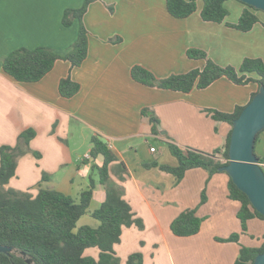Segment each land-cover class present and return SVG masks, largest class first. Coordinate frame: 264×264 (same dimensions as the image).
Wrapping results in <instances>:
<instances>
[{
    "label": "crops",
    "instance_id": "1",
    "mask_svg": "<svg viewBox=\"0 0 264 264\" xmlns=\"http://www.w3.org/2000/svg\"><path fill=\"white\" fill-rule=\"evenodd\" d=\"M84 1L0 0V147L15 146L28 128L36 131L31 151L19 157L9 186L33 195L40 188H52L78 198L93 178L90 212L94 211L106 197L105 185L92 169L104 161L102 155L90 153L91 137L98 135L117 156L110 165V182L124 191L143 223L141 231L136 225L123 228L115 245L118 255L127 258L142 251L143 264H234L242 246L264 243V220L253 217L243 230L238 218L241 203L229 197L228 173L210 176L196 167L177 182L160 165L178 164L168 142L207 153L222 148L232 126L215 120L210 110L232 113L247 105L258 84L238 85L222 77L204 89L185 93L141 84L131 70L142 65L160 79L202 68L203 59L186 54L192 47L204 49L222 66L239 67L246 57L264 60V25L243 32L226 23L204 21L201 3L189 17L176 18L168 12L166 0H116L127 8L116 5L109 10L104 5L115 0H96L83 17L89 43L81 65L71 67L69 61L59 59L35 82H18L4 72L3 58L19 47L70 51L80 21L64 25V12L80 8ZM225 5L232 7L227 21L237 22L244 4L227 0ZM67 76L81 86L69 98L59 91L60 80ZM153 114L159 119L158 133L152 131ZM255 152L264 160V131ZM190 208L203 218L200 231L175 235L172 221ZM99 224L91 213L78 221L79 226ZM234 233L239 234L238 241H228ZM153 244L162 245L163 252H150ZM89 254L96 258L99 250Z\"/></svg>",
    "mask_w": 264,
    "mask_h": 264
},
{
    "label": "trees",
    "instance_id": "2",
    "mask_svg": "<svg viewBox=\"0 0 264 264\" xmlns=\"http://www.w3.org/2000/svg\"><path fill=\"white\" fill-rule=\"evenodd\" d=\"M94 1L96 0H85L80 8H68L64 12V25H71L75 19L80 21L78 38L70 51L59 54L46 46L19 47L3 58L4 72L18 82H35L50 72L59 59L69 61L71 67L81 65L88 56L89 43V33L83 17ZM226 1L166 0V5L170 15L186 18L197 12L201 3L202 7L199 11L204 21L226 23L227 26L243 32L251 31L257 24L264 25L260 17L261 14L264 16V11L240 0L238 1L244 4V8L238 21L235 23L227 21L229 10L225 5ZM186 54L191 59H203L204 66L159 79L150 69L135 65L131 70L132 78L147 86L185 93L195 88L204 89L222 77H227L238 85L257 83L259 88L264 85L262 58L246 57L240 67L236 68L232 65L218 64L201 48H189ZM80 87V83L71 76L62 78L59 83L60 94L68 98L74 96ZM257 92L252 94L250 101ZM245 106L237 107L232 113L210 110L215 120L228 122L232 126L222 148L207 153L194 148L183 149L168 142L169 151L176 157L178 164L176 166L163 164L160 168L173 174L177 182L183 179L189 169L196 167L206 169L210 176L220 172V168L229 163L233 122L240 116ZM143 112L146 110L144 109ZM150 119L152 131L158 133V117L153 114ZM35 135L36 131L28 128L19 135L15 146L0 147V244L26 252L36 264H120L121 259L115 250V245L121 241L123 228L136 225L142 229L143 223L135 216L132 206L124 198V191L110 182V165L117 161V156L100 136L92 135L91 155L93 157L102 155L104 158L101 166L94 164L92 169L99 175V181L105 185L106 197L97 209L90 212L96 183L93 178L78 198L52 188H40L38 193L33 195L29 191L17 190L9 186L10 180L16 175L19 157L31 151L30 141ZM220 156L224 160L219 159ZM259 159L260 162H264L263 158L259 157ZM229 197L241 203L238 218L244 231L248 229L249 219L259 217L264 220V215L253 207L247 194L237 187L231 177ZM204 200L203 195L202 201ZM88 213L100 222L97 227L78 225L80 218ZM202 222L203 218L197 215L196 209L190 208L174 218L170 229L177 236H191L200 231ZM238 238L239 234L234 233L227 240L238 241ZM90 247L98 248V258L85 255L86 249ZM263 251L264 243L260 247L242 246L234 264H253L255 257ZM143 263L144 255L141 252L129 254L125 261V264ZM0 264L28 263L16 254L0 253Z\"/></svg>",
    "mask_w": 264,
    "mask_h": 264
},
{
    "label": "water",
    "instance_id": "3",
    "mask_svg": "<svg viewBox=\"0 0 264 264\" xmlns=\"http://www.w3.org/2000/svg\"><path fill=\"white\" fill-rule=\"evenodd\" d=\"M264 11V0H240ZM264 130V85L245 106L233 122L229 149V163L220 168L233 179L237 187L247 194L253 207L264 215V169L255 152L258 134ZM0 253L16 254L28 264H36L26 252L13 246L0 244ZM253 264H264V251Z\"/></svg>",
    "mask_w": 264,
    "mask_h": 264
},
{
    "label": "rangeland",
    "instance_id": "4",
    "mask_svg": "<svg viewBox=\"0 0 264 264\" xmlns=\"http://www.w3.org/2000/svg\"><path fill=\"white\" fill-rule=\"evenodd\" d=\"M117 2H116V0L114 1V2H112L110 5H108V4H105L104 5V7L106 8V9H108L109 10V8H110V6H112V7H114V9H115V7H116V5L117 6H119L121 9H123V8H127V5L122 1L120 4H116ZM228 7V6H227ZM228 10H229V15L228 16H230V14L232 13V7L230 8V7H228L227 8ZM111 11V10H110ZM260 17H262L263 19H264V16L261 14L260 15ZM232 66H234V65H232ZM236 68H239L238 66H235ZM264 131V130H263ZM263 131H261L260 133H262ZM140 231L141 230H144V229H139ZM144 242H145V240H144ZM144 242L142 241V243L144 244ZM142 244V245H143ZM161 248H162V245H160V244H153L152 246H151V248L149 249V251L150 252H154V253H162L163 252V249H162V251H161ZM93 250H98L96 247H90V248H88V249H86V251H85V255H88V256H92V257H94L93 256V254H89V252H91V251H93ZM138 252H140V251H138ZM141 253H143L142 251H141ZM119 257H120V259H121V262H120V264H125V256L124 255H118ZM95 258V257H94ZM96 258H98V256H96Z\"/></svg>",
    "mask_w": 264,
    "mask_h": 264
},
{
    "label": "built area",
    "instance_id": "5",
    "mask_svg": "<svg viewBox=\"0 0 264 264\" xmlns=\"http://www.w3.org/2000/svg\"><path fill=\"white\" fill-rule=\"evenodd\" d=\"M152 150H154V148H152ZM260 165L263 167L264 169V162H260Z\"/></svg>",
    "mask_w": 264,
    "mask_h": 264
}]
</instances>
